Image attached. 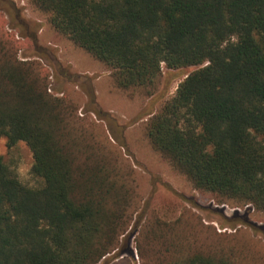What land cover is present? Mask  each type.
<instances>
[{
    "label": "trees",
    "instance_id": "16d2710c",
    "mask_svg": "<svg viewBox=\"0 0 264 264\" xmlns=\"http://www.w3.org/2000/svg\"><path fill=\"white\" fill-rule=\"evenodd\" d=\"M29 1L122 90L151 92L162 65L197 67L147 114L149 143L194 190L264 211V0ZM14 42L0 32V139L26 144L42 184L23 185L0 157V264H99L125 238V171ZM135 240L139 264H264L263 248L186 208L151 216Z\"/></svg>",
    "mask_w": 264,
    "mask_h": 264
},
{
    "label": "rangeland",
    "instance_id": "374dc122",
    "mask_svg": "<svg viewBox=\"0 0 264 264\" xmlns=\"http://www.w3.org/2000/svg\"><path fill=\"white\" fill-rule=\"evenodd\" d=\"M2 1L0 30L15 41L18 59L46 69L50 95L78 109L87 132L101 144L110 160L117 159L128 179L133 199L128 206L125 238L119 250L99 264H139L135 238L143 223L151 216L163 222L174 221L185 208L217 233H236L264 251V211L220 204L213 194L194 190L185 176L153 150L147 138V114L157 112L171 99L178 84L197 67L168 70L162 65L161 76L151 92L144 88L122 90L114 83L111 70L56 33L48 16L29 0H9L14 6L8 0ZM86 109L92 113H85ZM0 157L23 185L41 186L42 181L31 173L32 154L25 143L8 148L1 138Z\"/></svg>",
    "mask_w": 264,
    "mask_h": 264
}]
</instances>
